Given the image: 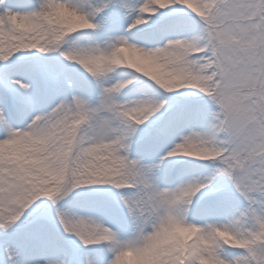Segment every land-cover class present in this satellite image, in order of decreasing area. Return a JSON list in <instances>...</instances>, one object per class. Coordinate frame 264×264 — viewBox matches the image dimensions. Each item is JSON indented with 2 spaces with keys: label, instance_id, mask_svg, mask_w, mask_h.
<instances>
[{
  "label": "snow or ice",
  "instance_id": "snow-or-ice-1",
  "mask_svg": "<svg viewBox=\"0 0 264 264\" xmlns=\"http://www.w3.org/2000/svg\"><path fill=\"white\" fill-rule=\"evenodd\" d=\"M0 264H264V0H0Z\"/></svg>",
  "mask_w": 264,
  "mask_h": 264
}]
</instances>
